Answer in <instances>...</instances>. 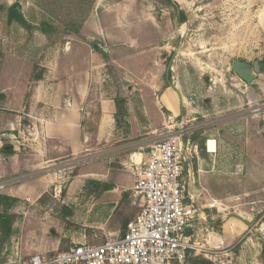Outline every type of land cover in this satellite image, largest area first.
<instances>
[{
	"label": "rangeland",
	"instance_id": "1",
	"mask_svg": "<svg viewBox=\"0 0 264 264\" xmlns=\"http://www.w3.org/2000/svg\"><path fill=\"white\" fill-rule=\"evenodd\" d=\"M15 3L30 28L9 22ZM20 27L25 36L17 35ZM6 28H13L16 41L26 40L25 49L30 45L34 78L43 79L60 62L97 63L99 84L110 86L116 96L119 123L128 113L142 117L148 98L159 103L154 118L160 129L151 137L182 134L190 156L186 174L198 215L188 231L196 249L185 264H264V0H0L2 35ZM96 28H103L105 37ZM235 60L251 69L259 63L251 85L234 71ZM69 67L64 71H73ZM168 81L181 92L175 90L179 105L170 109L160 102ZM95 124L96 117L87 129ZM3 139L0 161L13 153ZM210 140L216 142L214 152ZM97 157L88 154L57 166L61 169L42 201L47 211L26 207L15 213L9 238L0 231V264H28L36 254L49 260L79 244L70 236L80 232L91 234L90 241L105 236V229L81 225L89 220L88 203L83 208L63 203L80 188L103 189L96 177L83 176L94 171ZM31 175L38 173L23 176ZM139 208V200L127 194L113 216L117 226L107 232L121 234Z\"/></svg>",
	"mask_w": 264,
	"mask_h": 264
},
{
	"label": "crops",
	"instance_id": "2",
	"mask_svg": "<svg viewBox=\"0 0 264 264\" xmlns=\"http://www.w3.org/2000/svg\"><path fill=\"white\" fill-rule=\"evenodd\" d=\"M100 23L98 18L97 28H101ZM97 28V33L105 37L106 31ZM12 29L6 28L4 35L1 34L3 31L0 32V110H3L0 111V142L3 138L7 139V145L13 148V153L0 161V182H3L0 194L19 200L12 209L17 215L29 206H33V212H46L42 201L61 169L57 166L82 159L88 154L98 155L94 171H86L83 176L86 179L96 177L92 179L101 182L103 189L80 188L68 194L69 201L65 199L63 203L72 206L74 201L80 208L88 203L89 220L84 223L82 220L81 225L107 232L118 224V218L113 216L120 212L122 198L127 194L137 198L133 193L135 176L132 168L135 164L148 161L149 145L155 140L151 135L160 129L155 119L159 115V103L156 105L154 98H148L151 102H144L142 117L128 113L119 123L116 96L110 86L99 84L97 63L60 62L51 67L54 70H50L43 79L34 78L35 64L31 61L30 45L25 49L26 40L21 41L20 38L16 41ZM17 32L21 36L26 33L21 27ZM107 36L112 37L111 34ZM114 45L109 46L112 48ZM129 49L127 45L125 51ZM69 66H73V71H64ZM56 69H61L60 76L55 75ZM177 97V92L170 86L163 91L160 102L170 109L179 105ZM96 100L98 102L93 104ZM26 117L30 119L29 123ZM94 117L96 124L93 130H89L87 127ZM25 173H38V176L24 178ZM16 175L21 177L13 180ZM88 196L95 199L85 201ZM73 197L76 198L73 200ZM136 214L126 220L121 234L119 230L103 232L105 236L98 242L88 240L91 234L80 232L70 236V240L79 244H101L108 237L119 238L124 234L128 221ZM28 235L43 242L42 236L36 232ZM56 245H60L59 240ZM43 252L41 247L40 253Z\"/></svg>",
	"mask_w": 264,
	"mask_h": 264
},
{
	"label": "built area",
	"instance_id": "3",
	"mask_svg": "<svg viewBox=\"0 0 264 264\" xmlns=\"http://www.w3.org/2000/svg\"><path fill=\"white\" fill-rule=\"evenodd\" d=\"M148 155V161L132 168L140 210L121 237L80 243L49 260L35 255L28 264H185L196 249L188 231L198 207L189 191L190 156L183 135L161 134L149 145Z\"/></svg>",
	"mask_w": 264,
	"mask_h": 264
},
{
	"label": "trees",
	"instance_id": "4",
	"mask_svg": "<svg viewBox=\"0 0 264 264\" xmlns=\"http://www.w3.org/2000/svg\"><path fill=\"white\" fill-rule=\"evenodd\" d=\"M17 7L18 3H15L9 8V22L16 21L20 23L23 27L30 28L31 24L27 21L25 16L17 9ZM18 201L19 200L17 198L0 194V203L2 205V209L0 212V231L1 234H3L6 238H9L12 234L13 225L16 220V215L14 212H12V209ZM196 264H211V262H209L208 260H198Z\"/></svg>",
	"mask_w": 264,
	"mask_h": 264
},
{
	"label": "water",
	"instance_id": "5",
	"mask_svg": "<svg viewBox=\"0 0 264 264\" xmlns=\"http://www.w3.org/2000/svg\"><path fill=\"white\" fill-rule=\"evenodd\" d=\"M173 3L176 4L175 2ZM233 68L236 74H238V76L245 80L248 85H251L253 79L255 78V75L257 73H260V66L258 62H255L253 69H251V65H249L248 63L241 60H235L233 63ZM168 82L170 86H172L179 94H181L176 85H174L170 81Z\"/></svg>",
	"mask_w": 264,
	"mask_h": 264
},
{
	"label": "bare ground",
	"instance_id": "6",
	"mask_svg": "<svg viewBox=\"0 0 264 264\" xmlns=\"http://www.w3.org/2000/svg\"><path fill=\"white\" fill-rule=\"evenodd\" d=\"M208 145H209L211 151H213V152L216 151V142H215V140H210Z\"/></svg>",
	"mask_w": 264,
	"mask_h": 264
},
{
	"label": "flooded vegetation",
	"instance_id": "7",
	"mask_svg": "<svg viewBox=\"0 0 264 264\" xmlns=\"http://www.w3.org/2000/svg\"><path fill=\"white\" fill-rule=\"evenodd\" d=\"M253 67H254V65H253Z\"/></svg>",
	"mask_w": 264,
	"mask_h": 264
}]
</instances>
